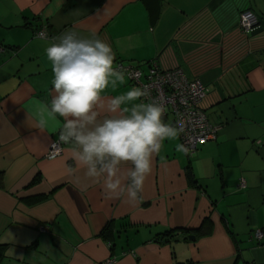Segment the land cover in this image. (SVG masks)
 I'll use <instances>...</instances> for the list:
<instances>
[{"label":"crops","instance_id":"1","mask_svg":"<svg viewBox=\"0 0 264 264\" xmlns=\"http://www.w3.org/2000/svg\"><path fill=\"white\" fill-rule=\"evenodd\" d=\"M247 10L258 25L244 33ZM66 31L108 43L114 65L180 69L207 89L216 139L191 156L176 151L179 136L165 140L135 204L106 197L104 177H88L70 144L46 158L64 120L39 127L34 102H51L45 49ZM0 45L1 264H264L254 237L264 231V0H0ZM131 88L126 78L102 96ZM200 229L192 242H154Z\"/></svg>","mask_w":264,"mask_h":264},{"label":"clouds","instance_id":"2","mask_svg":"<svg viewBox=\"0 0 264 264\" xmlns=\"http://www.w3.org/2000/svg\"><path fill=\"white\" fill-rule=\"evenodd\" d=\"M38 38L47 37L42 33ZM52 40L45 53L53 72L54 95L50 104L34 102L38 126L44 128L50 121L60 125L58 117H62L60 140L71 145L76 165L88 177H104L106 197L137 203L152 171L153 156L165 140L177 139L182 130L179 122L165 123L161 104L131 103L148 96L139 87L105 101V90L125 84L127 73L123 66H114V53L105 41L80 38L73 31ZM105 107L112 115L98 119ZM176 151L187 154L189 149L177 144ZM126 163L132 166L122 169Z\"/></svg>","mask_w":264,"mask_h":264},{"label":"built area","instance_id":"3","mask_svg":"<svg viewBox=\"0 0 264 264\" xmlns=\"http://www.w3.org/2000/svg\"><path fill=\"white\" fill-rule=\"evenodd\" d=\"M258 25V19L251 11L240 14L239 28L248 33ZM46 33L41 30L36 35ZM4 48L0 45V53ZM115 67L123 66L127 70L126 78L133 87H139L148 92V96L142 97L140 102H152L163 105L165 112L163 119L172 116L173 125L181 127L179 135L180 143L188 149L186 155L191 156L217 136V129L213 127L203 108V102L207 96V89L199 80H190L180 69L162 70L156 63H150L147 72L131 65L116 62ZM64 142L54 141L49 148L46 158L54 159L62 154ZM243 185V183H242ZM48 227L44 226L40 232L48 233ZM254 237L261 241L264 239V231H255ZM106 264H112L107 262Z\"/></svg>","mask_w":264,"mask_h":264},{"label":"trees","instance_id":"4","mask_svg":"<svg viewBox=\"0 0 264 264\" xmlns=\"http://www.w3.org/2000/svg\"><path fill=\"white\" fill-rule=\"evenodd\" d=\"M186 172H187V177L191 179V174H190L189 168H187ZM41 200H42V198H37L35 201H32V202L37 203ZM203 225H204V223H203ZM108 228L109 227H105L100 234V236L103 239L107 238L108 231H109ZM202 228H203V226H202ZM201 229L198 231H195V232L188 231V230H168L164 234L158 235L157 237H155L154 242L158 245H169L173 242L178 241V239L182 238V237L185 241H187V236L192 234V233H196L198 235V237L202 236L203 233H201ZM3 258H4V249L2 246H0V264L2 263Z\"/></svg>","mask_w":264,"mask_h":264},{"label":"water","instance_id":"5","mask_svg":"<svg viewBox=\"0 0 264 264\" xmlns=\"http://www.w3.org/2000/svg\"><path fill=\"white\" fill-rule=\"evenodd\" d=\"M195 239H196L195 236H188V241H189V242H192V241H194Z\"/></svg>","mask_w":264,"mask_h":264}]
</instances>
